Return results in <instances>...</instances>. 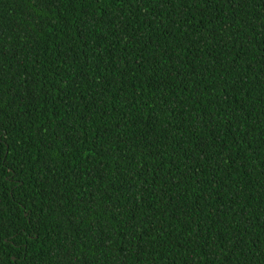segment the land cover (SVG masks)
<instances>
[{"label": "trees", "instance_id": "trees-1", "mask_svg": "<svg viewBox=\"0 0 264 264\" xmlns=\"http://www.w3.org/2000/svg\"><path fill=\"white\" fill-rule=\"evenodd\" d=\"M0 264H264V0H0Z\"/></svg>", "mask_w": 264, "mask_h": 264}]
</instances>
